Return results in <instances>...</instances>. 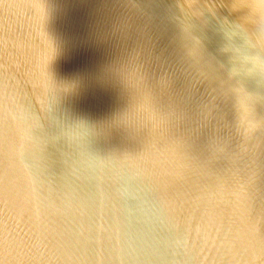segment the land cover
Masks as SVG:
<instances>
[{"label": "water", "instance_id": "95a60500", "mask_svg": "<svg viewBox=\"0 0 264 264\" xmlns=\"http://www.w3.org/2000/svg\"><path fill=\"white\" fill-rule=\"evenodd\" d=\"M0 264H264V0H0Z\"/></svg>", "mask_w": 264, "mask_h": 264}]
</instances>
